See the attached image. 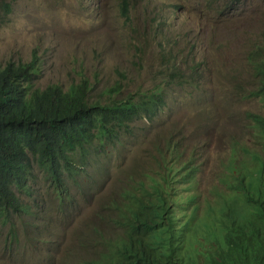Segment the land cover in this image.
Instances as JSON below:
<instances>
[{"label": "rangeland", "instance_id": "374dc122", "mask_svg": "<svg viewBox=\"0 0 264 264\" xmlns=\"http://www.w3.org/2000/svg\"><path fill=\"white\" fill-rule=\"evenodd\" d=\"M121 0H0L11 13L0 22V67L39 56L36 86L68 87L87 75L100 93L123 77L125 94L167 86L166 107L154 122L139 120L123 142L106 155L107 177L84 167L70 180L72 198L60 201L45 173L37 169L32 194L21 198L25 214L0 223V264H78L95 258L99 234L118 230L103 222L99 204L116 192L122 171L149 162L153 141L174 136L189 151L210 143L206 173L196 191L210 195L231 155V137L254 149L247 112L261 113L248 96L247 46L264 41V0H131V19ZM213 123L211 132L199 130ZM37 174V173H36ZM100 175V176H98ZM203 205L204 201H203ZM97 230L98 234L94 231Z\"/></svg>", "mask_w": 264, "mask_h": 264}, {"label": "trees", "instance_id": "16d2710c", "mask_svg": "<svg viewBox=\"0 0 264 264\" xmlns=\"http://www.w3.org/2000/svg\"><path fill=\"white\" fill-rule=\"evenodd\" d=\"M2 7L7 17L11 2ZM121 11L131 19L129 0H121ZM38 61L34 52L30 61L0 67L4 224L13 214L26 213L21 194H32L37 169L45 173L58 198L64 197L67 180L122 143L134 122L153 121L165 103V86L125 94L124 77L100 93L87 75L68 87L51 83L41 88L36 86ZM250 62L259 87L249 97L260 99L263 107L259 114H247L258 149L250 151L231 140L232 154L221 176L228 191L199 193L196 157L174 160L177 144L156 146L149 166L123 174L118 179L121 192L103 206L117 209V220L110 223L121 233L113 238L99 234L102 247L96 257L78 264H264V47L250 55ZM240 151L246 154L242 160ZM103 171L110 175L109 167ZM182 188L194 191L189 200ZM177 203L184 210L181 228Z\"/></svg>", "mask_w": 264, "mask_h": 264}, {"label": "clouds", "instance_id": "9594fccd", "mask_svg": "<svg viewBox=\"0 0 264 264\" xmlns=\"http://www.w3.org/2000/svg\"><path fill=\"white\" fill-rule=\"evenodd\" d=\"M130 1V8H131V0H129ZM120 4H121V1H120ZM5 16H4V21H5ZM261 47H264V41H259L255 46H247V49H248V54H247V56H246V68H247V71H248V74H250V80H248V81H242V83H243V86L242 87H244V86H248V87H250L251 89L249 90V92H248V96L249 95H251V93L254 91V93L258 90V87H259V84H258V82H257V80H256V77H255V72H254V69H253V67H252V64H251V62H250V55L254 52V51H256V50H258L259 48H261ZM39 62V61H38ZM159 85H161V86H165V88H166V92H165V103H164V107L162 108V111H161V113L164 111V109H165V107H166V98L168 99V92H167V86H166V84L165 83H163V82H159V83H156V85H155V87H153V88H156V87H158ZM153 88H151V89H153ZM251 99H254V100H257L260 104H261V106H262V102L260 101V99H258V98H256V97H250ZM263 108V107H262ZM160 113V114H161ZM249 112H247L246 113V115H245V117H248V114ZM160 114H159V116H160ZM158 116V117H159ZM158 117H156V118H158ZM155 118V119H156ZM155 119L153 120V121H150L149 119H147V118H144L143 120H148L149 122H154L155 121ZM250 120V119H249ZM139 121V120H138ZM252 124V123H251ZM251 124H250V126H251ZM213 123H211L209 126H206V125H202V126H200L199 127V130L200 131H203V132H208V133H210L211 132V129H212V127H213ZM250 128V127H249ZM251 129V128H250ZM130 133H127L126 134V137L129 135ZM255 138V137H254ZM237 140L238 141V139H236V138H234V137H231V140ZM231 140H230V143H231ZM169 142H173L174 144H177L178 145V152L175 154V156H174V160H178V159H183V157L185 156L186 157V159L187 158H191V157H193V156H195L196 157V166L197 167H195L194 168V173L197 175V179L199 178V176H202L204 173H206L205 172V170H207V166H208V163H209V159L207 158V153H208V149H209V147H210V143L209 142H206V143H204V144H201V145H199V146H197V147H195V148H193L191 151H189V145L187 144V142H188V140L187 139H185V138H181V139H178V140H176V138L174 137V136H171V137H169V138H167V139H164V140H155V141H153V144H152V146H151V149H149V151H147V153H148V156H149V154H150V156H149V161H150V158H151V155H152V151L154 150V148L156 147V146H160V147H162V148H164V149H166V147H167V145H168V143ZM239 142V141H238ZM121 143H119L116 147H118L119 145H120ZM241 145V144H240ZM243 147H245L247 150H250V151H255V150H257L258 149V146H257V144H256V140H255V147H254V149H250V148H248V147H246V146H243ZM231 151H232V145H231ZM232 154V153H231ZM231 156V155H230ZM230 156L227 158V161H228V159L230 158ZM246 156V154H243L241 151H240V156H239V159L240 160H242L244 157ZM248 156V155H247ZM225 164V163H224ZM139 165H141L142 167H144V168H147L148 166H149V162L148 163H146V164H144V163H142L140 160H137L136 162H135V165H134V167H132V168H130V169H128V170H123L122 171V175L123 174H125V173H128V172H131V171H133L137 166H139ZM93 166H96V167H98L101 171H103V169L104 168H107V167H109V170H110V172H111V163H110V161L108 160V158L106 157V155H104V154H102L96 161H94L91 165H89V167H93ZM225 166V165H224ZM84 170V169H83ZM82 169H81V172H80V175H81V173H82V171H83ZM225 170V167L223 168V171ZM223 171L222 170H219L218 172H215V175H217V177H218V181H219V183L218 184H216V187H215V190L217 191V192H224V191H228V189L226 188V185L225 184H223L222 182H221V176H222V174H223ZM104 172V171H103ZM79 175V176H80ZM98 176H100V175H98ZM107 177V176H109V175H107V173H105L104 172V174L102 175V176H100V177ZM77 179V176L76 177H73L72 179H69V180H67L66 181V192H65V196L64 197H60V199L58 198V195H57V198L60 200V201H64L66 198H72L73 197V195H72V193H71V189H70V186H69V181L70 180H73V181H75ZM121 189H122V187L120 188V187H118L117 188V190H116V192H112V191H110L109 193H107L106 194V197H105V200L102 202V203H100L99 204V207H100V209L101 210H103L104 211V209H106V208H104L103 206H104V204L107 202V201H109L111 198H115V196H114V194L115 193H120L121 192ZM181 192L182 193H184L186 196H187V198H188V200H189V198H190V196L194 193V191H192V188L191 189H185V188H182L181 189ZM232 195V193L230 194V195H228L227 197H230ZM212 200H214V198H212ZM202 205H203V202H202ZM206 205V204H205ZM177 206H178V209L176 210V212H175V216H176V219L177 218H179V221H178V223L179 222H182L183 223V221H182V219H181V217H182V215L184 214V210H183V208H182V206L181 205H179L178 203H177ZM204 206V205H203ZM106 210H108V209H106ZM105 213H106V216L104 217V215L102 214V213H100L99 214V216L102 218V221L103 222H108L109 224H112V223H110V220L111 219H116L117 218V213H118V211H117V209H116V212H112V211H104ZM22 214H24V213H22ZM13 215H15V214H13ZM13 217V216H12ZM11 217V218H12ZM117 220V219H116ZM119 221V220H118ZM2 225H5L6 226V224L7 223H2V222H0ZM184 224V223H183ZM113 225V224H112ZM114 226V225H113ZM115 227V226H114ZM117 230H118V235L121 233V229L119 230V228H117V227H115ZM179 228H181V225H180V223H179ZM116 234V235H117ZM117 235V236H118ZM100 239H101V237L99 236V239H95L94 240V243H95V247L98 249V248H100V247H102V243H100Z\"/></svg>", "mask_w": 264, "mask_h": 264}]
</instances>
